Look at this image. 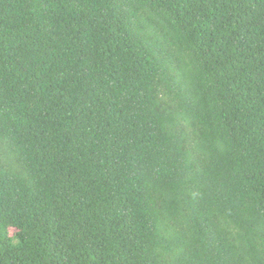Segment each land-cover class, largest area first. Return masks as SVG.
Masks as SVG:
<instances>
[{"label": "trees", "instance_id": "obj_1", "mask_svg": "<svg viewBox=\"0 0 264 264\" xmlns=\"http://www.w3.org/2000/svg\"><path fill=\"white\" fill-rule=\"evenodd\" d=\"M0 264H264V0H0Z\"/></svg>", "mask_w": 264, "mask_h": 264}]
</instances>
